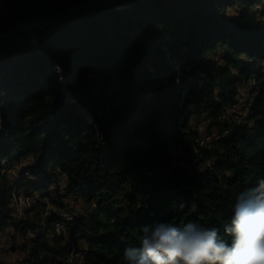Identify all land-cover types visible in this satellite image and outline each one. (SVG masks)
<instances>
[{"label": "trees", "instance_id": "16d2710c", "mask_svg": "<svg viewBox=\"0 0 264 264\" xmlns=\"http://www.w3.org/2000/svg\"><path fill=\"white\" fill-rule=\"evenodd\" d=\"M83 1L0 0V34ZM239 86L247 115L226 119ZM259 179L264 0H123L0 43V233H31L26 264H67L72 251L125 264L157 221L223 236ZM72 195L82 211L67 210ZM34 198L16 219L15 201Z\"/></svg>", "mask_w": 264, "mask_h": 264}, {"label": "clouds", "instance_id": "9594fccd", "mask_svg": "<svg viewBox=\"0 0 264 264\" xmlns=\"http://www.w3.org/2000/svg\"><path fill=\"white\" fill-rule=\"evenodd\" d=\"M141 233L138 246L124 250L125 264H264V179L238 195L223 236L216 227L169 221Z\"/></svg>", "mask_w": 264, "mask_h": 264}, {"label": "rangeland", "instance_id": "374dc122", "mask_svg": "<svg viewBox=\"0 0 264 264\" xmlns=\"http://www.w3.org/2000/svg\"><path fill=\"white\" fill-rule=\"evenodd\" d=\"M229 13L234 14L233 10H230ZM238 90H239V95L237 97V103L231 107L230 106L224 107L225 112L223 113V117L226 119L240 120V119H244V117H246L247 115V108L245 106V101L249 98L248 88L239 86ZM206 126L207 124L204 123L203 121L198 122L199 130L203 135L205 133L204 128ZM211 137L213 141V136ZM10 172L12 171L10 170ZM35 199L37 198L31 199L29 201L22 199L20 200L15 199L16 200V201L14 200L15 206H13L16 216L15 218L18 219V217H20L22 219H25L26 216L24 214L25 212L24 210H26L29 207H32L37 202V200ZM64 201H66L67 203L68 211L72 210L73 212H79L85 208V204L83 200L75 197L74 195L70 196L67 200ZM49 209H53V206L48 205V210ZM32 215L33 214H31L28 217H33ZM60 235L65 237V239H69L72 240L73 242H76L74 240L75 237L67 231H60ZM29 237H31V233H29L27 236H24L16 232L14 228L11 226L5 228V230H3L0 233V264H26L25 255H24L25 253L22 251L23 250L22 246L26 242V239H28ZM77 243L78 244L80 243L79 245L81 246L83 245V243L80 241L79 242L77 241ZM68 264H73V262L72 263L69 262ZM74 264L76 263L74 262Z\"/></svg>", "mask_w": 264, "mask_h": 264}, {"label": "water", "instance_id": "95a60500", "mask_svg": "<svg viewBox=\"0 0 264 264\" xmlns=\"http://www.w3.org/2000/svg\"><path fill=\"white\" fill-rule=\"evenodd\" d=\"M123 0H87L83 1L81 3H78L76 5H73L71 7H68L62 11L51 13L44 15L42 17L38 18H32L26 21H23L21 23H18L14 25L12 28H10L5 33L0 34V43L12 35H15L21 31H30L33 29H40L45 27L46 25L55 22L56 20L66 17L68 15H71L81 9H84L86 7L101 5V4H107V3H114L119 2Z\"/></svg>", "mask_w": 264, "mask_h": 264}, {"label": "bare ground", "instance_id": "6f19581e", "mask_svg": "<svg viewBox=\"0 0 264 264\" xmlns=\"http://www.w3.org/2000/svg\"><path fill=\"white\" fill-rule=\"evenodd\" d=\"M213 136H214V135H213ZM205 138H212V137H205ZM213 138H214V141H215V142H217V140L219 139L218 136H216V135H215ZM176 156H177V155H176ZM19 200H20V199H19ZM24 203H25V202H24ZM27 203H28V202H27ZM11 205H13V204H11ZM20 205H21V204H20ZM10 207H11V206H10ZM60 212H61V211H60ZM47 213H48V211H47ZM54 213H55V212H54ZM55 216H57V215L55 214ZM58 216H60V217H65L66 214H65V213H59ZM58 216H57V217H58ZM58 218H59V217H58ZM53 224H54V223H53ZM53 228H54V227H53ZM56 229H57V232H58V233H60V231H66V227H65V225H64L62 222H59V221L56 223ZM73 252H74V251H72L71 255L69 254L70 256H68V257H69V258H68V263H69V262H71V263L73 262ZM66 258H67V257H66ZM66 258H65V260H66ZM78 261H79V264H82V260H81V255H80V253H78ZM68 263H67V264H68Z\"/></svg>", "mask_w": 264, "mask_h": 264}, {"label": "built area", "instance_id": "2783aa9c", "mask_svg": "<svg viewBox=\"0 0 264 264\" xmlns=\"http://www.w3.org/2000/svg\"><path fill=\"white\" fill-rule=\"evenodd\" d=\"M202 141L203 143H210L212 142V138H202ZM213 141H214V138H213ZM77 262L79 264V261H78V252H73V262Z\"/></svg>", "mask_w": 264, "mask_h": 264}]
</instances>
